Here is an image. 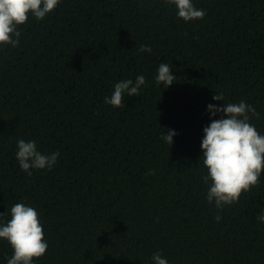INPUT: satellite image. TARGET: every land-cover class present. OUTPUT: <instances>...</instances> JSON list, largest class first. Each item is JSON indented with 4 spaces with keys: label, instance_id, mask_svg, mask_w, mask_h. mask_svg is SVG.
<instances>
[{
    "label": "trees",
    "instance_id": "trees-1",
    "mask_svg": "<svg viewBox=\"0 0 264 264\" xmlns=\"http://www.w3.org/2000/svg\"><path fill=\"white\" fill-rule=\"evenodd\" d=\"M193 2L206 15L184 22L164 0H61L0 49V212L38 211L48 248L36 264H151L157 250L170 264H264V170L217 222L199 160L209 102L244 99L264 133V0ZM161 62L167 88L154 80ZM141 73L138 96L104 103ZM19 138L59 150L57 163L26 175ZM11 251L0 241V264Z\"/></svg>",
    "mask_w": 264,
    "mask_h": 264
},
{
    "label": "clouds",
    "instance_id": "clouds-1",
    "mask_svg": "<svg viewBox=\"0 0 264 264\" xmlns=\"http://www.w3.org/2000/svg\"><path fill=\"white\" fill-rule=\"evenodd\" d=\"M61 0H0V49L10 46L15 48L20 43L22 25L31 15L42 20ZM175 9V14L184 22L202 19L206 10L195 6L193 0H164ZM138 51L151 53L150 44H141ZM157 84L167 88L175 81L172 68L161 62L154 76ZM144 74H137L135 79L127 78L116 81L110 96H105L104 103L113 107H124V98L138 96L142 86H146ZM213 101H225L223 93L212 96ZM205 111L209 122L202 128L200 149L203 172L201 181L206 185L205 200L217 209L214 219L221 220L220 212L237 202L242 192L261 182L264 170V133L257 131L250 123L252 115L258 116L254 106L241 99L237 103L216 104L209 102ZM176 135L174 129L163 132L162 140L169 146ZM59 150L42 152L34 139L19 138L16 141L15 158L19 168L31 176L32 170H51L57 163ZM198 160V161H199ZM149 169L146 174L151 175ZM5 212H0V241H6L11 248V255L6 254V264H36L48 248L43 224L38 211L30 204L16 202L11 205L6 221ZM255 219L264 223V207L257 212ZM151 264H170V261L157 250L151 254Z\"/></svg>",
    "mask_w": 264,
    "mask_h": 264
}]
</instances>
